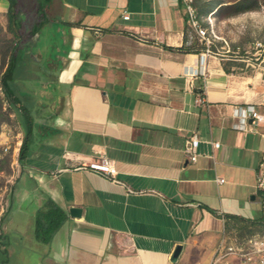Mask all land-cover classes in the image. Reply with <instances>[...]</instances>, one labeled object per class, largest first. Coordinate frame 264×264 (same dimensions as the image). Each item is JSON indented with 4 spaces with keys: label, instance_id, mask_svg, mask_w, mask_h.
<instances>
[{
    "label": "crops",
    "instance_id": "obj_1",
    "mask_svg": "<svg viewBox=\"0 0 264 264\" xmlns=\"http://www.w3.org/2000/svg\"><path fill=\"white\" fill-rule=\"evenodd\" d=\"M43 2L60 64L47 60L53 81L37 100L53 94L52 82L62 91L6 197L0 264L239 262V249L264 237V120L243 115L253 106L264 116V68L230 65L227 55L203 64L181 49L189 25L180 0ZM30 46L19 63L28 68L42 59ZM193 133L196 162L184 152ZM100 155L115 163L117 182L89 168ZM248 199L261 206L241 204ZM38 222L59 225L42 240Z\"/></svg>",
    "mask_w": 264,
    "mask_h": 264
},
{
    "label": "rangeland",
    "instance_id": "obj_2",
    "mask_svg": "<svg viewBox=\"0 0 264 264\" xmlns=\"http://www.w3.org/2000/svg\"><path fill=\"white\" fill-rule=\"evenodd\" d=\"M31 2L33 3V5L31 4L32 10H28V5L21 6L26 13L22 14V17L25 18V29H31L38 20V18L34 20L36 14L33 13L34 2ZM195 3L200 14L214 13V27L219 38L214 42L213 49L219 53L218 55H227L228 64H236L246 70L254 68L253 66L264 68V0H195ZM1 6L0 4V223L6 208V197L22 168L19 163V150L15 147H20L26 136L23 120L5 98L3 89L2 79L8 66L12 47L18 39L10 31L8 14L2 10ZM54 32V29L47 26L45 29H41L39 37L36 38L35 43L30 44L32 45L30 47L35 52L40 50L42 59L39 63L31 60L28 64L29 68L19 65L16 70L15 82L22 94L28 93L27 105L31 108L30 112L34 121V131L29 139L31 148L40 143L42 135L37 129L40 125L46 124V121L49 122L47 114L52 113L59 104L58 100L55 102L52 99L54 97L57 99L62 91L61 89L57 90L55 83L52 82L48 89L52 90L53 94H48V92L46 99H43L42 102L37 100L41 95L42 84L46 81H53L50 75L46 76L47 60L57 59L55 63L60 64V59L57 58L60 39ZM32 41L33 39L30 40V42ZM201 46V42L198 41L194 47L201 49ZM34 54H30L33 59H35ZM32 63L40 68L34 67ZM50 124L52 125V123ZM5 142H9L8 151L4 150ZM249 202L254 203L253 205H256L257 208L261 206L249 199L241 204L247 205ZM245 224L242 222L243 232L246 231ZM1 232L2 228L0 227Z\"/></svg>",
    "mask_w": 264,
    "mask_h": 264
},
{
    "label": "built area",
    "instance_id": "obj_3",
    "mask_svg": "<svg viewBox=\"0 0 264 264\" xmlns=\"http://www.w3.org/2000/svg\"><path fill=\"white\" fill-rule=\"evenodd\" d=\"M183 4L185 14L187 16V23L189 25L188 31V42L187 44L191 46L194 50L200 53V59L205 63L209 56H215L219 53L213 49L214 42L219 37L216 35V30L214 27V13L208 15L200 14L196 6L195 0H180ZM123 18L130 19V13L128 10L123 11ZM201 42V49L195 48V44ZM198 102H203L204 98L198 97ZM243 115L246 120L251 119L252 123L258 124L264 120V116L258 113L253 106H249L246 110H243ZM219 142H215L214 146L218 147ZM9 142L4 143V150L8 151ZM200 139L197 133H193L189 138L186 139L184 152L191 162H196L200 155L199 153ZM89 168L110 176L115 182H117L116 176L118 170L115 163L105 155H100L93 158V160L88 164ZM219 182H224V178H218ZM257 189L262 194L264 198V151L262 152L261 159L259 161L257 170ZM249 248L246 250L244 247L239 249L242 259L233 264H264V237L257 240H249ZM231 252L233 249L228 248ZM213 264H216L214 262ZM232 264V263H226Z\"/></svg>",
    "mask_w": 264,
    "mask_h": 264
},
{
    "label": "trees",
    "instance_id": "obj_4",
    "mask_svg": "<svg viewBox=\"0 0 264 264\" xmlns=\"http://www.w3.org/2000/svg\"><path fill=\"white\" fill-rule=\"evenodd\" d=\"M8 3V18H9V29L14 34V36L18 39L17 42H15L14 46L11 50V55L9 58L8 66L6 69V72L3 76V86H4V93L5 98L9 102V104L15 109V111L19 114V116L23 120V124L25 126L26 130V136L24 140L22 141V144L19 149V163L21 166H25L26 159L28 157V154L30 152V145H29V139L30 135L33 133V116L31 111V108L27 105V94H22L21 90L15 82V76H16V70L19 67V63L21 60H23V57L25 56V49L32 44L30 42L31 39H33L34 34L37 32H40L42 29V26L44 25V21L41 20V17L43 15L44 8L46 4L43 2V0H38L39 2L34 4V11L33 13L36 14V18H38L37 22H35V25L32 26L31 29H25L24 28V17H22V14L25 13V9L21 8L22 5L27 6L28 10H32L31 2L32 0H27L25 4L22 3V0H7ZM34 2V1H33ZM200 13V12H199ZM33 20V21H34ZM30 39V40H29ZM22 42V43H21ZM188 38H185L184 45L181 47V49L188 51V52H198L197 50H194L191 46L187 44ZM21 45H24V48H20ZM31 59V58H30ZM60 216V215H59ZM3 221V216L1 218V222ZM55 222V221H54ZM52 222L51 226L44 227L43 223L38 222L37 227V236L42 240H47L49 236L54 232V230L58 227L59 223ZM1 227V223H0ZM4 238L2 235V232L0 233V254H3L6 252L5 249L2 248V245H4Z\"/></svg>",
    "mask_w": 264,
    "mask_h": 264
},
{
    "label": "water",
    "instance_id": "obj_5",
    "mask_svg": "<svg viewBox=\"0 0 264 264\" xmlns=\"http://www.w3.org/2000/svg\"><path fill=\"white\" fill-rule=\"evenodd\" d=\"M180 250H181V245H179V246L176 248V250H175V256L179 254Z\"/></svg>",
    "mask_w": 264,
    "mask_h": 264
}]
</instances>
